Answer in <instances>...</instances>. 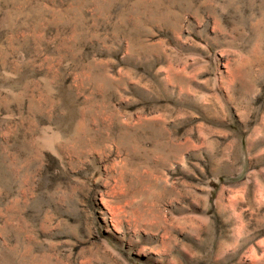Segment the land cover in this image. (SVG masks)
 Wrapping results in <instances>:
<instances>
[{
    "label": "rangeland",
    "instance_id": "rangeland-1",
    "mask_svg": "<svg viewBox=\"0 0 264 264\" xmlns=\"http://www.w3.org/2000/svg\"><path fill=\"white\" fill-rule=\"evenodd\" d=\"M0 264H264V0H0Z\"/></svg>",
    "mask_w": 264,
    "mask_h": 264
}]
</instances>
